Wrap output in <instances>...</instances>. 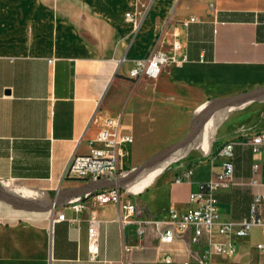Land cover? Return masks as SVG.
I'll return each instance as SVG.
<instances>
[{"label":"crops","instance_id":"0c3cea01","mask_svg":"<svg viewBox=\"0 0 264 264\" xmlns=\"http://www.w3.org/2000/svg\"><path fill=\"white\" fill-rule=\"evenodd\" d=\"M190 17L195 22L180 28ZM174 41L183 46V65L163 67L154 80L129 78L135 60L167 52ZM260 88L264 0H0V193L27 206L0 199V264H165L166 255L189 264H264L258 228L222 236L215 225L210 241L232 244L227 254L213 252L205 237L193 242L190 229L174 234L170 244L159 242L169 211L191 209L194 186L221 171L218 151L227 143L233 145V178L217 194L218 222L248 218L254 194L264 193V152L254 153L251 144L264 132V96L212 114L168 159H177L174 164L117 187L121 203L136 209V222L124 232L111 203L89 199L86 211L75 216L66 209L65 220L54 223L48 210L59 201L57 214L68 200L86 195L90 183L63 178V172L74 153L89 152L104 117H120L132 138L123 146L119 176L101 180L110 182L179 142L209 106ZM253 178L258 186L249 185ZM90 213L101 221L93 258Z\"/></svg>","mask_w":264,"mask_h":264},{"label":"built area","instance_id":"2783aa9c","mask_svg":"<svg viewBox=\"0 0 264 264\" xmlns=\"http://www.w3.org/2000/svg\"><path fill=\"white\" fill-rule=\"evenodd\" d=\"M125 17L133 19L130 14H126ZM140 19H135L134 21L138 23ZM195 20L194 17H190L185 21H181L179 27L185 29L189 24L194 23ZM185 62L186 57L183 54L181 42L174 41L167 52L155 51L143 59L135 60L132 68L129 70L128 76L131 80L141 78L154 80L159 76L163 67L167 65L181 66ZM131 142V136L123 133L120 117H104L98 133L89 141V152L87 154L74 153L65 166L63 178L72 177L88 183H95L100 182L108 175L115 178L118 177L123 158V146ZM251 144L254 153L259 151L264 152V132L255 135L251 139ZM218 156L224 159L221 171L215 174L213 179L194 186L188 198L192 206L191 209L185 212L169 211L167 222L169 229L160 233L159 242L161 244L172 243L174 234L190 229L192 230L193 242H198L201 238L205 237L213 252L227 254L233 252L232 244L224 247L222 244L210 241V236L215 225H217V233L222 236L234 233L237 237H243L253 228H258L264 234V216L262 214L264 193L259 192L254 194L247 219L238 224L218 222L217 194L221 189L232 185V143L223 145L218 151ZM257 169L258 167L254 166V173ZM188 173L184 177L177 178L176 182L186 179ZM249 185L258 186L259 182L253 178L249 182ZM120 197L121 193L117 187L98 190L82 197H75L68 200L65 208L57 214H55V207L50 209L51 223L64 221L66 209L70 210L75 216L83 213L88 209V200L92 199L100 206L110 203L116 205L118 208L117 221L122 232H124L125 228L135 221L136 209L130 202L121 203ZM76 220L75 217L72 222H76ZM86 221L88 224V250L91 258H93L99 249L101 221L94 213H90ZM136 233L138 237L143 236L144 227L142 224L137 227ZM256 247L259 252L264 254V244H259ZM124 250L125 252H130L131 247L124 246ZM163 262L165 264H189L188 262H176L169 255L164 256Z\"/></svg>","mask_w":264,"mask_h":264},{"label":"water","instance_id":"95a60500","mask_svg":"<svg viewBox=\"0 0 264 264\" xmlns=\"http://www.w3.org/2000/svg\"><path fill=\"white\" fill-rule=\"evenodd\" d=\"M263 96H264V88H260V89L253 90L245 94H242L240 96L233 97L228 100H225V101L209 106L208 108H206L205 110H203L202 112L194 116V118L191 121L187 134L179 142L155 154L154 156L149 158L142 165H140L138 168L133 170L130 174H128L125 177H122L120 179H116L110 182L100 181V182L90 183L85 188V191L82 194L92 193V192L102 190V189H107V188L123 187L124 185L138 178L143 173L147 172L150 168L152 169V166L160 162H163L165 160H168L169 158L174 157L180 152H182L192 141L193 137L199 132V130L201 129V126L205 123V121L212 114L220 110H223V109L239 107L248 101H251V100L263 97ZM0 199L16 207L27 208L25 204H22L21 202L17 201L13 196L9 195L8 193L4 191L0 193ZM58 205H59V201H56L54 204H52L49 207L48 210Z\"/></svg>","mask_w":264,"mask_h":264},{"label":"rangeland","instance_id":"374dc122","mask_svg":"<svg viewBox=\"0 0 264 264\" xmlns=\"http://www.w3.org/2000/svg\"><path fill=\"white\" fill-rule=\"evenodd\" d=\"M186 133H187V131L185 132V134H186ZM168 147H169V146H168ZM168 147H166V148H168ZM166 148H162L161 151L165 150ZM154 154H156V153H154ZM154 154H153V155H154ZM153 155H152V156H153ZM175 161H177V159H175V160H173V161L165 160V161H163V162H160V163H158V164L152 166V169L155 170L156 168H163V170H164V169L168 168L169 166H171L172 164H174ZM120 167H121V164H120Z\"/></svg>","mask_w":264,"mask_h":264}]
</instances>
